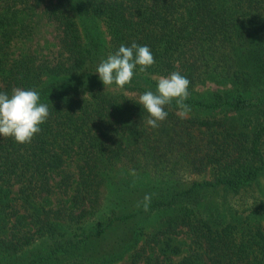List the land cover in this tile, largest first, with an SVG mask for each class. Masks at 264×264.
<instances>
[{
	"label": "trees",
	"instance_id": "16d2710c",
	"mask_svg": "<svg viewBox=\"0 0 264 264\" xmlns=\"http://www.w3.org/2000/svg\"><path fill=\"white\" fill-rule=\"evenodd\" d=\"M30 3L0 0V92L34 89L49 116L31 143L0 135V178L21 182L22 202L19 208L0 188V264H102L108 255L88 249L94 238L115 221L136 217L153 228H130L132 242L144 241L121 264H137L148 247L180 251L175 236L182 227L192 248L169 264H264V198L242 208L243 215L222 201L202 209L200 198L202 191L251 189L264 170V0H46L59 54L52 60L25 51L11 58L9 45L27 26L23 10ZM88 18L103 23L108 46L96 27L81 26ZM133 42L148 46L155 63L145 72L138 65L131 83L108 89L97 67ZM172 72L190 81L185 103L206 113L179 115L173 100L167 118L152 128L139 99L122 90L155 92L158 81L150 75ZM206 78L231 81L233 90L193 96ZM67 159L75 160L77 173L72 206L53 207L43 193L73 183L74 173L63 167ZM190 173L209 177L187 182ZM102 184L107 203L97 217Z\"/></svg>",
	"mask_w": 264,
	"mask_h": 264
},
{
	"label": "rangeland",
	"instance_id": "374dc122",
	"mask_svg": "<svg viewBox=\"0 0 264 264\" xmlns=\"http://www.w3.org/2000/svg\"><path fill=\"white\" fill-rule=\"evenodd\" d=\"M46 0H31V3L29 5V9H24L23 18L27 24V26L24 28L23 32L18 34V36L14 37L11 41V44L9 45L11 55L10 57H14L20 52L30 51L37 54L38 57L41 59L48 58L54 60L56 56L59 54V51L61 49L60 47V41H59V34L55 28V25L52 21H50L46 15L43 12V5ZM81 26L87 27V25L97 28L100 31L101 39L104 43L103 45L108 46V39L109 35L106 32L105 26L103 23L99 20L95 19H81ZM153 79L158 81V79L162 76L167 77L162 74L154 73L150 75ZM134 77V76H133ZM139 80L147 85L143 79L142 76L139 77ZM108 89H117V87H114L112 85L107 86ZM118 90H121L118 88ZM220 91V92H232L233 90V84L231 81H217L214 79H208L206 78L202 82L197 83L192 91L193 96H207V92L211 91ZM124 94L130 97H135L139 99L140 93L137 90H122ZM209 98V97H208ZM199 110L197 113L204 114L205 111H200V109H191L190 112H188L187 115H193L196 114L195 111ZM219 108H214L212 112L218 111ZM177 112H180V109L177 110ZM264 145V144H263ZM65 170H70V172L74 173V177L71 178L72 184L68 186V189L66 191H63L62 188H56L55 191H52L50 193H43L44 196L48 198V205L50 206H60V205H66V206H72V194L74 192V185L77 181V173H76V167H75V160L73 159H67L63 165ZM76 173V174H75ZM129 175V172L126 173V176ZM203 177H209L208 173L206 174H196V173H190L186 174L184 178L187 182L191 178L194 179H201ZM59 178V175L53 176L52 181H55ZM21 186V182H13V183H6L4 180L0 178V188L8 189L9 195L15 199V203L19 208H21V199L18 198L20 194L19 187ZM64 188V186H63ZM107 188L108 186L102 184L99 186L96 194H97V202L103 201V205L99 207L96 210L95 216H99L102 214L106 208L105 203H107ZM250 189V188H249ZM247 189H241L239 192H232V191H224L219 190V192H201L200 198L202 205L204 204V207L202 209H206L208 206V210L212 208L213 206L219 205L220 203L218 201H222L221 203L226 204L229 211H232L233 209H239V214H244L246 209L252 208V206L259 205V200L263 197L264 198V170L261 172L258 178V183H254L253 187L249 190ZM105 193V194H104ZM222 194L225 195V197H222ZM204 202V203H203ZM217 203V204H216ZM99 204V203H98ZM89 201H86L84 204L85 207H88ZM221 205V204H220ZM100 206V205H99ZM94 210V211H95ZM98 213V215H97ZM93 216L92 218H95ZM129 224H126V221L119 222L115 221L113 225H111L110 228L106 229L104 232H102L99 237L97 236L95 241H97V244L95 247L88 248L89 250L94 249V252H97L96 254H102L100 257H104L108 255V258L104 261L102 264H121L124 262H128L130 260V254L132 250L136 247H139L143 243V239L140 237H136L135 240L132 242L134 238H132V234L134 233L130 228L137 229L136 232L138 233L141 228L140 226L144 227L145 230H151L153 228V223H149L146 220H143L141 217L132 218ZM133 223L132 226L130 224ZM262 223L264 224V218L262 219ZM182 231L175 236V238L181 242L182 248L180 251L177 252H170L167 253L165 251H162L158 246L156 248L148 247L146 254L148 257H144L140 261H138L137 264H169L170 262H176L181 260L184 256H186L192 248L191 246V239L189 238V235L183 231L185 227H182ZM136 233V235H137ZM131 236L129 239L131 240L132 244L127 245V237ZM124 239H123V238ZM127 240V241H126ZM194 245V244H193ZM97 251H96V250ZM166 254H169V258L166 257Z\"/></svg>",
	"mask_w": 264,
	"mask_h": 264
},
{
	"label": "clouds",
	"instance_id": "9594fccd",
	"mask_svg": "<svg viewBox=\"0 0 264 264\" xmlns=\"http://www.w3.org/2000/svg\"><path fill=\"white\" fill-rule=\"evenodd\" d=\"M154 63L148 46H140L135 42L130 47L121 44L118 51L110 53L107 59L101 61L96 73L105 87L115 84L123 88L131 83L134 69L138 65L140 72H145ZM189 85L190 81L179 72L160 77L155 92L149 90L139 97V104L150 116L146 123L152 128L159 127L157 122L165 120L168 115L165 106L170 105L173 100L180 109L179 115L190 112V106L185 103L189 97ZM48 116V106L40 103V95L36 90L14 87L10 95L0 92V135L3 137H14L20 144L31 143L33 137L41 132L40 125ZM150 201L151 196L145 195L142 202L144 211L149 210ZM140 206L138 202L137 207Z\"/></svg>",
	"mask_w": 264,
	"mask_h": 264
}]
</instances>
